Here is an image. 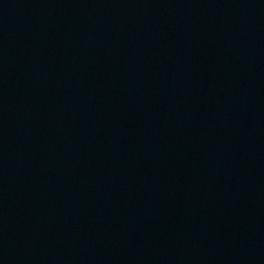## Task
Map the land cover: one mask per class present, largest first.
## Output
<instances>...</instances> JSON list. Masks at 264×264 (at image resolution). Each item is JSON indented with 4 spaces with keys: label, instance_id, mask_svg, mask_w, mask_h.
I'll return each mask as SVG.
<instances>
[{
    "label": "water",
    "instance_id": "1",
    "mask_svg": "<svg viewBox=\"0 0 264 264\" xmlns=\"http://www.w3.org/2000/svg\"><path fill=\"white\" fill-rule=\"evenodd\" d=\"M0 264H264V0H0Z\"/></svg>",
    "mask_w": 264,
    "mask_h": 264
}]
</instances>
